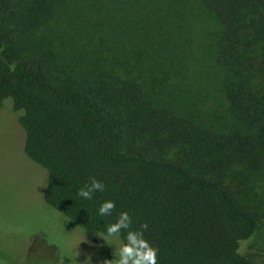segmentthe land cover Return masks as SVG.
I'll return each mask as SVG.
<instances>
[{
  "label": "trees",
  "instance_id": "trees-1",
  "mask_svg": "<svg viewBox=\"0 0 264 264\" xmlns=\"http://www.w3.org/2000/svg\"><path fill=\"white\" fill-rule=\"evenodd\" d=\"M21 1L0 0V109L9 99L19 113L23 152L47 173L45 203L78 228L100 233L128 211L132 228L147 224L144 236L157 248V264H251L239 246L255 235L259 221L230 180L236 170L264 172V0H78L100 15L98 22H110V36L87 32L83 49L74 50L75 63H64L78 75L63 79L40 58L8 71L11 62L1 52L13 40L16 28L7 23ZM53 2L32 0L27 18ZM203 13L217 23L213 55L220 76L207 78V66L196 88L219 93L231 118L225 129L199 125L208 114L196 106L204 97L188 82L198 74L197 61L194 50L186 53L177 41V31L191 29ZM107 51L110 71L101 72ZM189 58L190 74L182 70ZM81 74L91 78L75 79ZM172 149L175 158L168 156ZM89 176L104 191L85 200L77 189ZM102 199L115 202L109 216L96 215Z\"/></svg>",
  "mask_w": 264,
  "mask_h": 264
},
{
  "label": "rangeland",
  "instance_id": "rangeland-1",
  "mask_svg": "<svg viewBox=\"0 0 264 264\" xmlns=\"http://www.w3.org/2000/svg\"><path fill=\"white\" fill-rule=\"evenodd\" d=\"M31 3L32 0H22L20 13L11 15L12 23H7V26L11 30L15 27L16 32L1 54L15 64L28 58H40L48 63L50 73L56 75L57 72L60 79L67 73L76 77L79 69L74 68L70 73L64 68V63L73 59L75 49H83L81 43L88 39L87 32L92 36L95 29L99 37L110 36V22H98L100 15L88 7L86 10L78 0H54L51 9H40L28 19L24 9ZM8 17L6 15L5 19ZM217 30L215 19L203 13L191 29L182 28L177 31V41L186 48V53L194 50L192 61H197L195 70L198 74L190 77L188 82L193 94L200 96L202 93L204 97L196 106H202L201 110L208 113L205 117L203 114L204 121L199 124L207 129H225L231 122L225 103L222 98L219 99L217 91L207 92L204 89L199 92L196 88L198 82L205 80L199 76L205 67H210L207 78L210 79L213 72L220 76L213 55ZM73 31L77 33L73 35L76 38L75 45L72 44V36H69ZM124 38L116 37L117 40ZM189 38H192L191 45L190 41L187 42ZM106 40L110 45L107 37ZM108 51L101 56V72L110 71L105 61L109 56ZM78 57L82 60L85 55L79 54ZM144 58L142 56L145 63ZM188 61L182 70L190 74L193 71L191 58ZM91 64L95 65L87 64V68ZM63 68L66 73L59 72ZM87 75L81 74L75 79L80 81L91 78ZM180 79L178 77L176 80ZM182 81L188 84L186 79ZM174 82L175 77L171 81L172 86ZM213 83L211 81L209 87H213ZM171 85L168 91L173 88ZM214 111L220 114V118L211 120L209 113ZM18 115L12 110L11 101L6 100L0 109V259L5 260L6 264H59L62 258L63 264H106V260L114 256L118 244L115 241H104L100 232L78 228L45 203L43 192L47 173L25 156V135L18 123ZM177 151L172 149L168 156L177 157ZM235 173L236 176L230 180L231 189L259 221L255 235L240 243L239 252L246 255L251 264H264V172L256 176L241 169Z\"/></svg>",
  "mask_w": 264,
  "mask_h": 264
},
{
  "label": "clouds",
  "instance_id": "clouds-1",
  "mask_svg": "<svg viewBox=\"0 0 264 264\" xmlns=\"http://www.w3.org/2000/svg\"><path fill=\"white\" fill-rule=\"evenodd\" d=\"M8 71L15 68V63L7 65ZM22 114V110H20ZM104 184L95 177L89 176L88 181L77 189V195L85 200H90L93 194L103 192ZM116 207L112 199H102L96 207L97 216H109ZM132 217L128 211H120L114 219L105 224L100 233L104 241H115L118 244L114 256L106 260V264H157V248L152 246L144 236V230L147 224L141 222L138 228H132ZM123 238L121 239V231ZM0 264H6V261L0 259ZM63 264V258L59 261Z\"/></svg>",
  "mask_w": 264,
  "mask_h": 264
}]
</instances>
